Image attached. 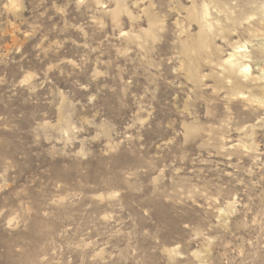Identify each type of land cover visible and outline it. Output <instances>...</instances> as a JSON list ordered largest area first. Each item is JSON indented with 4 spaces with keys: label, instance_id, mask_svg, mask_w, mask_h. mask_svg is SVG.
<instances>
[{
    "label": "clouds",
    "instance_id": "clouds-1",
    "mask_svg": "<svg viewBox=\"0 0 264 264\" xmlns=\"http://www.w3.org/2000/svg\"><path fill=\"white\" fill-rule=\"evenodd\" d=\"M0 264H264V0H0Z\"/></svg>",
    "mask_w": 264,
    "mask_h": 264
}]
</instances>
